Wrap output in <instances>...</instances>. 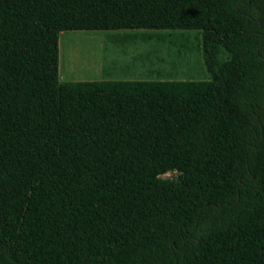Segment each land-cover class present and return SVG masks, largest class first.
I'll return each mask as SVG.
<instances>
[{
  "label": "trees",
  "instance_id": "trees-1",
  "mask_svg": "<svg viewBox=\"0 0 264 264\" xmlns=\"http://www.w3.org/2000/svg\"><path fill=\"white\" fill-rule=\"evenodd\" d=\"M73 30L210 78L62 82ZM0 264H264V0H0Z\"/></svg>",
  "mask_w": 264,
  "mask_h": 264
},
{
  "label": "rangeland",
  "instance_id": "rangeland-1",
  "mask_svg": "<svg viewBox=\"0 0 264 264\" xmlns=\"http://www.w3.org/2000/svg\"><path fill=\"white\" fill-rule=\"evenodd\" d=\"M148 30H73L59 34V80H138L210 78L196 30L158 31L148 41H116L124 33ZM169 171L162 177H174Z\"/></svg>",
  "mask_w": 264,
  "mask_h": 264
}]
</instances>
